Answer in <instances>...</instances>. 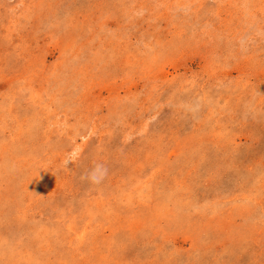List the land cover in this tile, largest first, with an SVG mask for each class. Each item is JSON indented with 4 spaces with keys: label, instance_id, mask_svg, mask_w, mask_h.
<instances>
[{
    "label": "rangeland",
    "instance_id": "374dc122",
    "mask_svg": "<svg viewBox=\"0 0 264 264\" xmlns=\"http://www.w3.org/2000/svg\"><path fill=\"white\" fill-rule=\"evenodd\" d=\"M0 264H264V0H0Z\"/></svg>",
    "mask_w": 264,
    "mask_h": 264
},
{
    "label": "bare ground",
    "instance_id": "6f19581e",
    "mask_svg": "<svg viewBox=\"0 0 264 264\" xmlns=\"http://www.w3.org/2000/svg\"><path fill=\"white\" fill-rule=\"evenodd\" d=\"M91 263V262H90Z\"/></svg>",
    "mask_w": 264,
    "mask_h": 264
}]
</instances>
